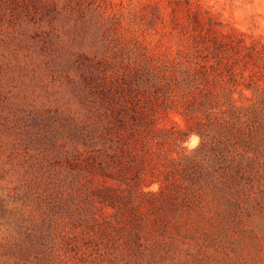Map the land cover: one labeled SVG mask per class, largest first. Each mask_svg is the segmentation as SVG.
<instances>
[{"label": "rangeland", "instance_id": "rangeland-1", "mask_svg": "<svg viewBox=\"0 0 264 264\" xmlns=\"http://www.w3.org/2000/svg\"><path fill=\"white\" fill-rule=\"evenodd\" d=\"M155 1L0 0V264H264V121L249 139L203 111L162 117L189 133L165 144L168 156L197 157L182 162L196 179L183 181L182 210L165 224L133 209L121 217L96 197L106 179L88 165L103 147L90 134L95 78L119 68L115 51L134 39L171 57L179 48L165 0L163 20ZM194 1L264 47V0ZM204 130L209 142L196 150ZM212 147L225 160L202 176L195 161Z\"/></svg>", "mask_w": 264, "mask_h": 264}, {"label": "trees", "instance_id": "trees-1", "mask_svg": "<svg viewBox=\"0 0 264 264\" xmlns=\"http://www.w3.org/2000/svg\"><path fill=\"white\" fill-rule=\"evenodd\" d=\"M161 1L152 6L163 20L158 11ZM164 6L168 9L164 21L179 38L176 55L156 52L136 39L122 46L115 51L122 55L121 66L110 74H98L89 106L95 116L91 138L103 140L102 149L91 152L88 160L89 167L106 179L96 197L104 205L120 206L121 217H128L131 209L143 215L155 213L150 219L153 227L182 210L183 181L196 179L195 169L189 172L182 164L185 160L193 164L196 156L176 159L165 152L166 143L182 141L189 133L164 126L162 117L175 111L189 120L194 111H203L249 139L264 121V47L247 43L233 28L223 30L215 16L194 0H165ZM186 42L188 46H181ZM199 133L202 140L196 150L202 151L209 133ZM212 149L214 154L205 153L202 161H195L202 176L215 172L225 160L223 152ZM155 156L164 157L163 168L151 163ZM133 171L137 179L130 182L125 175ZM147 172L155 178L142 184ZM156 181L159 189L154 190L150 187ZM142 221L137 222L139 235Z\"/></svg>", "mask_w": 264, "mask_h": 264}]
</instances>
